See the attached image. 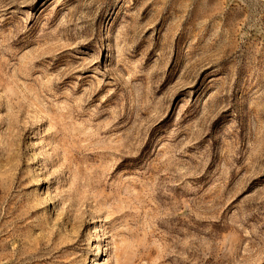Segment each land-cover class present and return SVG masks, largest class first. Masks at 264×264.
Wrapping results in <instances>:
<instances>
[{
  "label": "rangeland",
  "instance_id": "374dc122",
  "mask_svg": "<svg viewBox=\"0 0 264 264\" xmlns=\"http://www.w3.org/2000/svg\"><path fill=\"white\" fill-rule=\"evenodd\" d=\"M0 264H264V0H0Z\"/></svg>",
  "mask_w": 264,
  "mask_h": 264
}]
</instances>
